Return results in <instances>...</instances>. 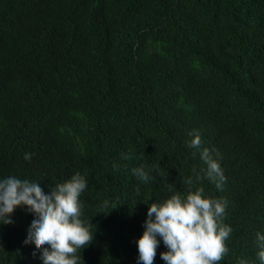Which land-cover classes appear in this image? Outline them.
I'll return each mask as SVG.
<instances>
[{"label": "trees", "instance_id": "obj_1", "mask_svg": "<svg viewBox=\"0 0 264 264\" xmlns=\"http://www.w3.org/2000/svg\"><path fill=\"white\" fill-rule=\"evenodd\" d=\"M194 130L226 177L197 185L226 201L220 264H259L264 0H0V177L87 178L81 264H137L147 204L171 194L167 183L186 193L204 167ZM31 215L18 206L0 226V264H40L21 239Z\"/></svg>", "mask_w": 264, "mask_h": 264}, {"label": "clouds", "instance_id": "obj_2", "mask_svg": "<svg viewBox=\"0 0 264 264\" xmlns=\"http://www.w3.org/2000/svg\"><path fill=\"white\" fill-rule=\"evenodd\" d=\"M190 136L188 147L199 153L204 167L193 166L184 181L186 193L174 191V184L167 183L171 194L147 204L143 231L135 240L137 264H153L161 243L166 249L159 253L164 264H220L228 252L225 241L232 229L223 222L226 201L205 196L204 188L197 186L207 179L220 189L226 177L218 155L214 158L209 148L201 146L199 132L194 130ZM30 158L31 153L26 151L24 159ZM117 167L114 163L113 168ZM131 171L139 181L151 179L144 166ZM87 186V178L79 171L47 186L34 177H0V226L12 223L14 209L23 206L32 215L21 239L34 243L40 264H81V251L93 240L92 224L81 218L80 195ZM256 241V257L259 264H264V234L257 232ZM239 264L250 262L241 258Z\"/></svg>", "mask_w": 264, "mask_h": 264}]
</instances>
